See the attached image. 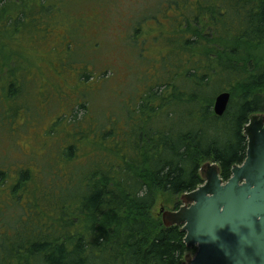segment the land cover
<instances>
[{"label": "trees", "instance_id": "1", "mask_svg": "<svg viewBox=\"0 0 264 264\" xmlns=\"http://www.w3.org/2000/svg\"><path fill=\"white\" fill-rule=\"evenodd\" d=\"M38 1L28 6L30 0H0V35L12 39L26 19L39 26L54 6ZM192 7L168 19L173 35L165 44L173 48L179 37L174 72L161 67L166 77L155 74L154 85L147 79L137 91L123 93L128 99L119 105L122 118L113 117L115 125L105 116V123L87 119L90 108L81 103L87 133L84 121L71 128L82 143L86 134L97 139L98 161L77 166L79 148L68 140L59 155L73 165L69 181L33 182L31 172L21 169L10 186L0 169V189L10 186L9 201L0 203L7 208L5 213L0 207V264H184L191 250L186 233L165 228L154 214L158 196H183L202 186L204 162L217 165L228 182L247 157L245 126L264 115V0H195ZM220 41L216 57L209 46ZM6 65L0 58L2 94L15 104L27 89L13 77L17 69L6 78ZM85 74L81 78H92ZM222 93L231 99L219 117L214 104ZM3 113V123L16 117L13 109ZM96 121L98 132L94 124L89 131Z\"/></svg>", "mask_w": 264, "mask_h": 264}, {"label": "rangeland", "instance_id": "2", "mask_svg": "<svg viewBox=\"0 0 264 264\" xmlns=\"http://www.w3.org/2000/svg\"><path fill=\"white\" fill-rule=\"evenodd\" d=\"M30 2L28 6L39 1ZM194 2L188 0L190 6H186L180 0H52L53 11L50 8L52 13H47L39 26L34 27L26 19L25 28L12 39L9 33L1 34L0 58L7 63L6 78L11 75L9 70L17 69L12 75L27 89V96L12 104L2 94L6 92L2 90L6 80L0 78V169L8 175L9 185L16 183L12 180L19 177L21 169L31 172L33 182L43 178L69 181L73 165L59 155L63 147H68V140L79 148L77 166L98 161L97 139L86 134L89 138L82 143L80 134L71 128L84 121L81 103L90 108L87 119L100 118L105 123V116L115 125L113 117L122 118L119 105L126 104L128 99L123 93L127 95L134 88L137 91L148 80H151L148 84L154 85L155 74L166 77L161 67H168L171 74L174 72L179 37L175 36V47L165 44L173 35L168 19L189 13ZM7 43L10 54L3 48ZM220 43L212 42L209 53L218 57ZM84 72L92 78L88 81L81 78ZM20 106L26 110L18 113ZM9 109L15 111L16 117L11 123H3L1 116ZM96 123L90 125L89 131L94 124L93 132L95 129L98 132ZM80 125L87 133L89 121ZM45 162L49 163L51 172L46 170ZM210 164L211 161L204 162L202 169ZM7 189H0V203L9 201H6ZM158 197L154 214L160 219L162 210L175 212L184 205L183 196L160 194ZM0 207L6 213V206ZM196 252L197 248L191 249L184 264H189Z\"/></svg>", "mask_w": 264, "mask_h": 264}, {"label": "water", "instance_id": "3", "mask_svg": "<svg viewBox=\"0 0 264 264\" xmlns=\"http://www.w3.org/2000/svg\"><path fill=\"white\" fill-rule=\"evenodd\" d=\"M230 99V93L216 98L217 116ZM244 136L246 160L228 182L210 164L202 169L204 184L183 195L178 211H161L165 228L182 227L187 248H197L189 264H264V115L250 118Z\"/></svg>", "mask_w": 264, "mask_h": 264}]
</instances>
